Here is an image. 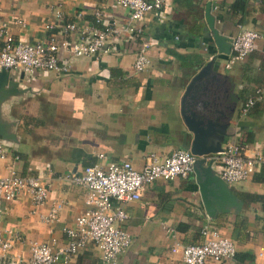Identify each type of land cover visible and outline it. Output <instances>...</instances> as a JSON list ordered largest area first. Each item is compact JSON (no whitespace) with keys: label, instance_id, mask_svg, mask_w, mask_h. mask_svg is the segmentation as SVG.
I'll use <instances>...</instances> for the list:
<instances>
[{"label":"crops","instance_id":"obj_1","mask_svg":"<svg viewBox=\"0 0 264 264\" xmlns=\"http://www.w3.org/2000/svg\"><path fill=\"white\" fill-rule=\"evenodd\" d=\"M242 1L241 10L231 9L235 0L210 3L216 6L210 7L214 29L225 38V46L241 29L260 36L253 51L228 70L224 63L229 53L217 51L207 27L208 2L164 0L161 9L147 13L140 22L150 43L146 70L133 69L138 43L118 40L112 53L72 59L65 74L38 72L29 84L22 82L19 87L29 90L1 103V121L13 139H0L8 150L0 160V176L11 170L49 185L47 200L40 207L33 209L24 192L3 204L1 229L6 236L20 238L13 243V253L27 257L31 241L65 243L62 230L72 226L85 209L86 196L83 187L64 179L66 174L87 165L124 160L139 170L148 153L163 159L177 150L189 151L193 133L182 120L180 102L191 74L210 60L212 83L204 91L202 85L190 91L194 101L189 95L185 98V113L212 118L214 111L222 112L228 118L219 121L228 124L222 146L247 144L251 151L264 153V97L245 115L239 113L241 104L264 84V0ZM53 5L60 6L64 23L76 22L80 28L95 26V8L102 7L106 22L121 23L128 15L97 0H0V23L6 22L15 39L28 43L46 41L50 35L70 40L74 33L65 37L60 28H44L56 24ZM20 74L10 71L13 79ZM218 168L213 165L214 174ZM230 190L241 203L240 209L229 208L209 217L193 173L183 180L158 179L146 185L137 201L124 206L127 219L121 227L131 242L109 264H181L179 252L171 249L201 243L199 231L205 224L236 246L233 258L207 259L206 264H264V200L252 199L264 197V173L259 170ZM54 203L57 221L43 223L40 216ZM68 264L103 263L99 251L89 244Z\"/></svg>","mask_w":264,"mask_h":264},{"label":"built area","instance_id":"obj_2","mask_svg":"<svg viewBox=\"0 0 264 264\" xmlns=\"http://www.w3.org/2000/svg\"><path fill=\"white\" fill-rule=\"evenodd\" d=\"M127 11V18L121 23L106 22L102 7L93 10L95 26L80 28L76 22L62 20L60 6L50 7L55 23L44 26L48 31L60 28L63 36L75 34L67 40H56L50 35L46 41L33 43L15 39L9 32L6 22L0 23V69L20 71L22 82L29 84L38 72L65 74L69 62L74 58H91L99 54L115 51L116 42L138 43L134 55L133 69L142 72L149 67L147 50L150 43L140 25L144 16L162 8L164 0H97ZM211 3V0H205ZM213 10L215 5L210 6ZM77 19L81 14H76ZM17 24L22 25L20 20ZM259 34L253 30L241 29L232 37L229 56L224 63L230 69L243 60L253 49ZM264 74V68H263ZM264 97V84L254 89L252 95L241 104L239 113L245 115L251 106ZM7 147L0 143V160L6 158ZM102 158V155H99ZM196 156L187 150H177L168 157L160 159L154 153L145 156L143 166L137 170L128 160L109 162L105 166L87 165L78 172H70L64 179L86 190L85 209L75 217L72 226L62 230L65 243L56 245L31 241L28 243V256L13 253V243L20 238L17 234L6 236L1 229L3 204L12 201L24 192L33 209L40 207L47 200L49 185L38 178L21 176L9 171L0 176V264H68L79 250L92 244L98 251L100 261L109 264L117 255L125 252L130 245L129 233L121 227L127 219L124 206L140 198L143 188L155 180L186 179L193 173ZM205 161L219 168L216 175L228 186L242 182L255 172L264 173V153L251 151L247 144L226 143L221 151L205 156ZM58 207L54 203L40 216L43 223L56 222ZM169 234L171 231L165 230ZM203 241L199 244L175 246L171 252L180 254L181 264H206L233 258L235 244L217 230L205 224L200 228Z\"/></svg>","mask_w":264,"mask_h":264},{"label":"water","instance_id":"obj_3","mask_svg":"<svg viewBox=\"0 0 264 264\" xmlns=\"http://www.w3.org/2000/svg\"><path fill=\"white\" fill-rule=\"evenodd\" d=\"M205 20L207 27L212 34V39L219 53L227 54L230 50V45L225 46V38L220 36L213 26V17L210 15V3L205 5ZM212 65L213 60L208 61L198 70L194 71L184 89V93L180 102V114L185 126L193 133L189 152L196 156V161L193 165V175L198 188L199 196L203 204L205 214L213 217L216 212H228L229 208L239 210L241 203L236 196L211 168V162L205 161V156L212 155L221 151L222 142L227 137L226 128L227 122L220 123L219 121L226 118L222 112L214 111V115L206 117L205 115H195L193 112L185 113L184 107L186 104L185 98L190 91L196 90L199 85H202V91L206 90L208 85L212 83ZM22 77L20 74L18 79H13L10 76V71L0 69V105L9 96L17 95L28 88H19L22 85ZM195 93V91H194ZM189 99L193 100L194 95H189ZM194 101V100H193ZM0 139L11 140L12 135L8 132V126L1 121L0 117ZM213 141L211 144L207 142Z\"/></svg>","mask_w":264,"mask_h":264},{"label":"trees","instance_id":"obj_4","mask_svg":"<svg viewBox=\"0 0 264 264\" xmlns=\"http://www.w3.org/2000/svg\"><path fill=\"white\" fill-rule=\"evenodd\" d=\"M243 1L242 0H235V2H234V4L232 5V10H241L242 8H243ZM252 199L253 200H264V197H262V196H253L252 197ZM235 255H236V253H235Z\"/></svg>","mask_w":264,"mask_h":264}]
</instances>
